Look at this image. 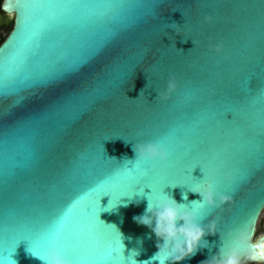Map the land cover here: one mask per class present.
<instances>
[{
	"label": "water",
	"instance_id": "water-1",
	"mask_svg": "<svg viewBox=\"0 0 264 264\" xmlns=\"http://www.w3.org/2000/svg\"><path fill=\"white\" fill-rule=\"evenodd\" d=\"M0 9L13 17L0 44V264H42L29 249L53 231L71 264H159L157 237L134 217L165 184L188 208L201 201L191 190L205 181L184 175L195 163L232 201L198 218L218 232L179 264H204L259 210L256 234L264 0H2ZM170 78L177 87L161 99ZM149 141L168 158L144 176L134 145ZM192 175L204 178L199 167Z\"/></svg>",
	"mask_w": 264,
	"mask_h": 264
},
{
	"label": "clouds",
	"instance_id": "clouds-1",
	"mask_svg": "<svg viewBox=\"0 0 264 264\" xmlns=\"http://www.w3.org/2000/svg\"><path fill=\"white\" fill-rule=\"evenodd\" d=\"M211 20V16L205 17V22H211ZM192 42L195 45V41L192 40ZM179 50L183 51V49ZM217 50L219 51V46ZM176 87L175 79L170 78L166 90L159 94L160 98L168 99ZM143 91L141 90L140 94ZM134 151L139 160L143 161H166L168 158L166 148L156 142L149 141L134 145ZM195 193L202 198L198 202L208 208H217L232 201V196L219 192L214 187ZM184 198H187L186 194ZM258 216L259 210L252 218L250 227L246 225L226 232L222 238L224 244L220 251L204 264H264V254H262L264 253L262 251L264 236L255 243L252 240L255 235V219ZM198 218L186 205L178 203L167 195L155 203L149 202L145 213L134 217L139 224L149 227L157 237L158 252L153 260L159 261V264H179L180 261L194 255L200 248L208 246L204 237L218 232L217 222L211 219L208 224L202 225L198 223ZM29 251L32 256L41 260L42 264H71V261L54 247L49 248L43 255L30 249ZM132 264H136L134 259Z\"/></svg>",
	"mask_w": 264,
	"mask_h": 264
},
{
	"label": "snow or ice",
	"instance_id": "snow-or-ice-1",
	"mask_svg": "<svg viewBox=\"0 0 264 264\" xmlns=\"http://www.w3.org/2000/svg\"><path fill=\"white\" fill-rule=\"evenodd\" d=\"M140 161L142 162V164L138 165V167H139V169L141 167H143V175L147 176L148 168L146 166L151 164L152 161H143V160H140ZM196 167H199L201 169V171L203 172V174H204V178L202 180H198L195 177H193V175H192V171ZM184 175L185 176H189L190 175L192 177V179L194 181H196V182L205 181V184L200 185L199 187H197L195 189H192L191 191H193V192L203 191V190H206L208 187H214V188L217 189V182L215 180H212V179H206V172L204 170V166L202 164H200V163H195V164L191 165L190 168H186L184 170ZM166 185H171V184H165L164 187ZM175 186H173V187H175ZM146 187H148V186H146ZM163 188L160 190V192H161L162 197L164 198L165 195L163 193ZM189 209L191 211H193L194 214H196L198 217H201V218L204 217L210 211V208L200 204L198 201L194 202L193 206L191 208H189ZM52 247L56 248L63 256L68 258V255H67V251L68 250H67L66 246L59 240V238L55 235L54 231H53V233L51 235V239L46 244L42 245L40 247V250H37L36 246L33 247V248H30V250H32L33 252H35L37 254H40L41 251L46 252L49 248H52ZM262 254H264V253H262Z\"/></svg>",
	"mask_w": 264,
	"mask_h": 264
},
{
	"label": "rangeland",
	"instance_id": "rangeland-1",
	"mask_svg": "<svg viewBox=\"0 0 264 264\" xmlns=\"http://www.w3.org/2000/svg\"><path fill=\"white\" fill-rule=\"evenodd\" d=\"M6 16H0V43L3 41L4 38L7 37L8 33L10 32L13 24V17L11 16L9 19L8 24L6 23ZM264 234V212L260 215L256 226V234L254 239L258 236Z\"/></svg>",
	"mask_w": 264,
	"mask_h": 264
},
{
	"label": "flooded vegetation",
	"instance_id": "flooded-vegetation-1",
	"mask_svg": "<svg viewBox=\"0 0 264 264\" xmlns=\"http://www.w3.org/2000/svg\"><path fill=\"white\" fill-rule=\"evenodd\" d=\"M1 2H2V0H0V4H1ZM0 14H1V15H4V16L7 17V18H6V23L8 24V22H9V19H8V18H10L11 16H7L6 14H4V13L1 11V9H0ZM4 39H5V38H4ZM4 39H3V40H4ZM2 42H3V41H2ZM2 42H1V43H2ZM1 43H0V44H1Z\"/></svg>",
	"mask_w": 264,
	"mask_h": 264
}]
</instances>
